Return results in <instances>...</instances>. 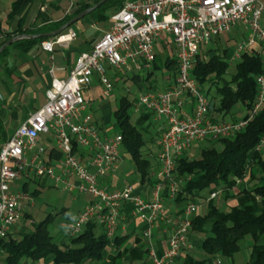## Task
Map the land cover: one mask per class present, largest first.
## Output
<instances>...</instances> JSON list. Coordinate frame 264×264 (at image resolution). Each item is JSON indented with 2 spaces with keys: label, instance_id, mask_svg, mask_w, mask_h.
<instances>
[{
  "label": "built area",
  "instance_id": "2783aa9c",
  "mask_svg": "<svg viewBox=\"0 0 264 264\" xmlns=\"http://www.w3.org/2000/svg\"><path fill=\"white\" fill-rule=\"evenodd\" d=\"M108 20L109 26L92 48L77 55L67 77L51 79L43 106L0 144V238L20 224L24 203L33 206L32 196L11 191V184L32 177L39 184L50 181L55 189L88 198L61 225L69 238H76L92 223L111 242L122 210L129 205L143 218L144 239L150 240L157 223L167 233L161 255L152 247L147 249L151 263L175 264L192 246L191 220L198 204L187 202L180 213L169 215L160 194L167 187L172 198L178 195L182 182L174 174L181 155L200 143L234 137L264 108V0H125ZM163 33L172 38L175 75L166 79L163 90L142 91L136 97L138 107L165 126L154 140L158 166L144 199L133 186L110 190L102 185L123 160L122 138L98 125L83 93L96 76L102 96H109L112 84L106 79L105 66L114 75L130 78L152 72L155 45ZM224 35L236 37L226 59L229 67L246 55L260 57L254 99L235 122L212 118L206 89L193 77L197 57L208 60L210 50L204 49ZM74 38L75 33L68 30L42 41L40 49L51 55L55 44L69 47ZM41 135L50 136L60 155L52 164L43 160L42 148L34 152ZM253 151L264 152V134ZM246 177L236 184L241 185ZM220 192H210L206 203Z\"/></svg>",
  "mask_w": 264,
  "mask_h": 264
},
{
  "label": "trees",
  "instance_id": "16d2710c",
  "mask_svg": "<svg viewBox=\"0 0 264 264\" xmlns=\"http://www.w3.org/2000/svg\"><path fill=\"white\" fill-rule=\"evenodd\" d=\"M33 1L35 0H16L11 6L8 18L14 17L17 12ZM99 1L92 0L91 4L78 6L72 15L58 23L54 22L45 32L18 28L12 34L2 33L0 46L14 36L55 31L74 15ZM124 1L109 0L88 16H93L99 24H105L109 18L106 16V12L113 9L118 10ZM47 39L49 38L41 37L15 41L1 52L0 59L8 49L19 50L40 44ZM172 52L174 53V47ZM226 59L227 57L221 58L214 55L208 60L197 57L193 77L198 85L207 87V96H209L210 88L227 75L229 65ZM160 63L167 70L166 76L174 77L176 64L173 55L171 57L167 54L162 57L155 51L152 72L144 77L145 82L154 75L153 72L160 69ZM233 70L230 79L216 88L218 96L216 108L212 109L211 101L210 110L222 113L224 117L236 104L246 109L252 103L255 94L254 78L260 71V57L243 56L235 64ZM130 79L133 81L132 83L137 84L140 78L132 77ZM132 106L133 101L126 94L119 98L118 105L112 115L122 138V150L128 154L131 169L139 175L140 181L143 183L150 171L149 157L142 153L148 140L128 115ZM263 134L264 108L243 131L234 137L210 142L209 146H211L199 150L198 155L194 158L181 155L176 160L174 177L182 182V187L176 196L177 201L206 200L210 192L221 191L215 200L208 202L209 207L203 215H197L191 220L190 235L202 238L199 241V248L208 257L219 255L231 258L239 251L240 243L248 239L250 241V258L247 264H264V152L257 154L253 151ZM213 144H216L217 147H214ZM245 175H247L248 182L238 186L236 182L242 180ZM36 194L37 191H34L33 195ZM238 197H247L248 201L241 204L232 203L226 210L219 207V201L224 203ZM24 217L29 218L30 216L24 214ZM51 217L48 215L30 232L18 233L19 237L17 238L11 234L0 238L2 264H19L22 259L48 264H83L85 262L100 264L103 261L109 241L104 238L103 234L97 232L95 225L92 223L87 225L76 238H69L67 244L63 242L58 244L52 240L48 230Z\"/></svg>",
  "mask_w": 264,
  "mask_h": 264
},
{
  "label": "crops",
  "instance_id": "0c3cea01",
  "mask_svg": "<svg viewBox=\"0 0 264 264\" xmlns=\"http://www.w3.org/2000/svg\"><path fill=\"white\" fill-rule=\"evenodd\" d=\"M15 1L16 0H7V5L5 6V8H3L4 10H2L3 13L0 16V30L4 34H12L18 28H22V30L33 31L43 30V32H45V30L53 25L54 22L58 23L65 17L68 18L69 15H72L78 6L92 3V0H35L28 4L27 7H24L19 12H17L14 17L8 18V15L11 12V6ZM78 22L71 25V27H69L63 33L71 30L77 35H82L84 37L88 30L85 29V26H81L80 23L77 24ZM79 25L81 26L80 30ZM108 26L109 22L106 28ZM83 31L86 32L83 34ZM101 35L99 36V38L101 37ZM82 36L79 42L72 43L69 45V47L55 44L53 47V53L51 55L43 52L40 49L39 43L21 48L19 50L8 49L6 51L4 56L0 59L1 142L8 140L15 129L20 126L28 118L29 115L43 106L45 102V90L47 89L51 79H65L68 75V72H70L71 68L73 67L77 55L79 53L89 51L92 48L93 44L99 39L98 38L94 40L93 43H90L92 42L93 38H91L90 40H86V36L84 38ZM105 76L108 81H112L114 83V86H116L117 83L121 87L126 86H124L123 79L118 78V75H114L108 66H105ZM168 78L169 76H164V78H162L163 81L159 86H155V84L151 81L152 77L148 78L146 82L144 81L145 78L142 77L138 80L137 84L132 83V86H134L136 91V95L131 98V100L133 101V105L135 106L136 97L142 91H149L151 89L163 90L166 85V79ZM94 81L97 85H99L98 87L101 88V85L98 82V77L95 76ZM87 90L88 88H86L84 92ZM118 90L119 100L120 97L126 95L127 93H124L122 91L123 89L121 90V88H119ZM108 97L111 98L110 93ZM87 102L89 104L90 111L94 116L96 111L90 107V103L88 100ZM99 108H101V111L102 109L105 110L107 108V104H101L99 105ZM133 113L135 119L134 123L138 128H142L144 126L146 127V123L152 120L151 126L147 125V130L151 129V136L149 137L150 140H148L149 144L147 150L149 151L148 157H152L154 159V170L151 173L149 172L148 177L145 181H143V183H141L140 178L136 176L128 182V179L130 178L129 176H133L130 175L129 172L125 175V178L123 177V175H119V177L117 176L121 165L120 163L119 168L115 172V174L112 177L103 180L102 185L106 186L110 190H120L127 187L128 185L133 186L137 190V192L141 196H143L144 199H147V184L149 182H155L154 172L156 170V167L158 166L154 140L157 139L158 134L162 129L165 128V126L161 121L154 120L144 111V109L138 107V105L134 107ZM44 136L45 135H41L39 137L37 147L35 148L34 152H36L38 148H42V158H44L43 160L49 164H52L60 155L56 152L53 145H46L47 138L45 139ZM122 152L123 150L121 149V154ZM123 160L126 159L123 158ZM29 182L36 181L34 180V178L30 177L28 180L21 179L13 182L10 186L11 191H23L25 193H28ZM48 185L49 187H52L50 181H48ZM13 186L15 187V189H13ZM160 195L169 215L180 213L187 203L186 201L179 202L176 200V198H172L167 191V187ZM81 200L83 202L81 205L82 207L88 200V198L84 197L81 198ZM247 201V197H238L233 201V203L241 204L246 203ZM81 207L76 211H79ZM197 207V215H203L207 211L209 203L207 202L205 205L200 203ZM227 207L228 205L226 206V209ZM76 211L74 213H76ZM67 212V209L63 208L60 214L67 217ZM24 214L29 215L28 213H21V224H25L29 219L25 218ZM117 224V235L111 242L109 241V249L107 252H105L104 259L100 264H152L151 260L147 256V249H149V247H152L158 255H161L162 250L166 247L167 233L163 231V227L161 224L157 223L153 227L152 235L149 241L143 238V218L140 215L134 213L132 206H124ZM14 229L11 231L9 230L8 234H12V231L16 230L18 231V233H20L18 227H14ZM167 229L169 230L170 227L167 226ZM190 239L192 241L191 248L185 250L184 253L177 259L175 264H219V261H217V257H208L201 248H199L200 253L197 251L195 246L197 244V241L200 239L199 237L190 235ZM41 263L48 264L44 262ZM83 264L91 263L85 262Z\"/></svg>",
  "mask_w": 264,
  "mask_h": 264
},
{
  "label": "rangeland",
  "instance_id": "374dc122",
  "mask_svg": "<svg viewBox=\"0 0 264 264\" xmlns=\"http://www.w3.org/2000/svg\"><path fill=\"white\" fill-rule=\"evenodd\" d=\"M7 0H1L0 2V16L2 15L4 10L3 8H5ZM9 1V0H8ZM116 10H108L106 12V16H111V13H113ZM109 19V18H108ZM96 19L93 16H85V18L81 21H79L77 24H81V26H85L88 31L86 33V35H84V37L86 38V40H90L91 38H93L92 42L93 43L94 40L98 39L99 36L107 29L106 26L108 25L109 20H107V22L105 24H99L97 21H95ZM80 26V25H79ZM81 26L79 27V30L81 29ZM74 28V27H73ZM86 32V31H85ZM84 31L82 32L83 34L85 33ZM75 33V32H74ZM81 33V34H82ZM75 38L74 40L71 42L72 43H76L80 41L81 36L77 35L75 33ZM83 37V36H82ZM83 37V38H84ZM219 42L217 43L212 42L210 43V45L208 47H206L204 50H210L209 51V55L208 57L211 56H218L221 58H225L228 57L230 55V53L233 51L234 47H235V41H236V37L235 36H231L228 37L227 35L224 36H220L219 37ZM156 46V52H158L159 54L162 55V57H164L165 55L167 56V54H169L171 57L173 55L172 52V48H173V43H172V38L165 35L164 33L162 35H160ZM160 69L156 70L151 79V81L155 84V86H159L161 84V82L163 81L162 78H164V76L167 75V70L164 69V66L162 65V63H160ZM234 67L230 66L228 68L227 71V75H225L221 80H219V82H217L215 85H213L210 88V92H209V98L213 103V108H216L218 105V96L216 95V88L220 87L222 85V83L225 81H228L230 79V76L232 74V72ZM118 75V78L123 79L124 81V86L125 87H121L119 86V84L117 83L116 86H114V83L112 81V89L110 91L111 94V98L109 97H103L101 96L100 92L102 89L98 87L99 85H97L95 83V81H93V83L90 85V87L88 88L87 91L84 92L85 98L86 100L89 101L90 103V107L95 110V114L93 116V118L95 117V120L98 122V125L105 130L106 132L110 133V134H118V127L115 124V120L113 117V112L116 109L117 105H118V95H119V88H121V90L124 93H127L129 96V99L133 98L134 95H136V91L134 86H132V81L130 78H127L126 76H121ZM162 77V78H161ZM119 87V88H118ZM205 89L207 88L206 86L204 87ZM120 90V91H121ZM101 102V103H100ZM101 104H107V108L104 110L101 108H99V105ZM135 106L136 102H135ZM134 105L132 106L131 109H129L128 111V115H130L131 121L134 123V113H133V109L135 107ZM245 113V109H243L239 104H236L235 106H233V108L231 109L230 113L227 116H223L222 113L219 112H215V111H211V115L213 119L216 120H220V121H231V120H236L239 119L243 114ZM93 115V113H92ZM152 124V120H150L149 122L146 123V127H142L139 128L142 133L144 134L145 138L147 140H150V136H151V129L147 130V125L151 126ZM10 131V128H9ZM46 139V145L48 146H52L51 142H50V136L45 135L44 136ZM210 142L207 143H200L198 145L195 146V148L191 149L189 152H187V154H185V156H187L188 158H194L198 155L199 150L201 149H205L210 147L209 146ZM148 144L145 146V148H143L142 153L146 156H148L149 151L147 150ZM214 147H217L216 144H213ZM122 156V158L126 159L123 160L120 165V169L117 173V176L119 177V175H123V177L125 178V175L128 174V172L130 173V175L133 176H129L130 178L128 179V182L136 177H139V175L134 172L131 168V161L128 158V154L126 152H122V154L120 155ZM150 160V173L154 170V159L152 157L149 158ZM248 182V178L246 177L244 182L242 183L243 185L246 184ZM181 188V185H180ZM13 189H15V187L13 186ZM37 191L36 195H33V192ZM235 192V191H233ZM27 194H32V198H33V207H28L27 205L24 206L22 212L23 213H28L29 214V219L26 221L25 224H18L16 227H18L20 230V233H25V232H30L32 231V229L34 228V226L36 224H38L40 221H42L43 219H45L48 215H51V219L49 220L48 223V230L50 235L52 236V240L56 243H65L67 244L69 241V235L68 233H66V231L64 229H62L61 225L64 221H66L67 219L71 218L74 215V212L79 209L82 205V200L81 198H84V196L81 195H76V194H69L67 192L62 191L61 189H55L52 187H49L48 182L45 184H39L37 182H29L28 184V193ZM81 200V201H80ZM234 200L231 201L228 200L226 202H221L219 201V207L222 210L226 209L227 205H230L233 203ZM195 204H206V200H196V202H194ZM25 204V203H24ZM67 209V217H65V215L60 214L62 209ZM59 213V214H58ZM22 221V220H21ZM97 228V232H100V229L98 227ZM14 227H11L10 231L13 230ZM15 230V229H14ZM11 233V232H10ZM13 237H19L18 231H12ZM200 238V237H199ZM202 238H200L199 240L201 241ZM199 240L197 241L196 244V249L199 252ZM109 249V247L106 248L105 252H107ZM200 253V252H199ZM217 261H219V264H247L249 262V258H250V241L248 239L244 240L243 242L240 243L239 245V251L234 254L231 258H225L222 256L217 255ZM2 260H3V255L0 253V264H2ZM19 264H42L41 262H34L30 259H22L20 261Z\"/></svg>",
  "mask_w": 264,
  "mask_h": 264
},
{
  "label": "water",
  "instance_id": "95a60500",
  "mask_svg": "<svg viewBox=\"0 0 264 264\" xmlns=\"http://www.w3.org/2000/svg\"><path fill=\"white\" fill-rule=\"evenodd\" d=\"M109 0H100L98 3L94 4L93 6L83 10L82 12L78 13L76 16L68 20V22L64 23L63 26L60 28L56 29L55 31L52 32H46V33H41V34H23V35H18L14 36L13 38H10L6 42H4L0 46V54L1 52L8 46H10L12 43L15 41L21 40V39H39V38H53L56 37L57 35L62 34L65 30H67L71 25L74 23L78 22L79 20L83 19L85 16L89 15L91 12L95 11L98 7H100L102 4L107 2Z\"/></svg>",
  "mask_w": 264,
  "mask_h": 264
}]
</instances>
